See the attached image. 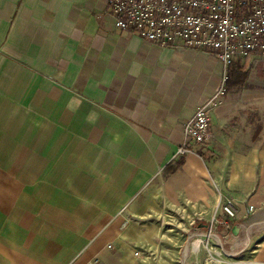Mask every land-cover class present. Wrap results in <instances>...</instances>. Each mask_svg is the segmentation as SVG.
<instances>
[{"label":"crops","instance_id":"1","mask_svg":"<svg viewBox=\"0 0 264 264\" xmlns=\"http://www.w3.org/2000/svg\"><path fill=\"white\" fill-rule=\"evenodd\" d=\"M223 75L121 30L107 0H0V264H201L226 199L212 235L264 264V87L227 92L179 153Z\"/></svg>","mask_w":264,"mask_h":264},{"label":"built area","instance_id":"2","mask_svg":"<svg viewBox=\"0 0 264 264\" xmlns=\"http://www.w3.org/2000/svg\"><path fill=\"white\" fill-rule=\"evenodd\" d=\"M118 28L137 34L161 47H180L210 51L224 66L222 85L200 106L185 126L184 147L210 140L211 113L227 93L229 71L236 61L264 63V0H107ZM228 216L217 217L218 224L229 226L237 217L232 199L221 202Z\"/></svg>","mask_w":264,"mask_h":264},{"label":"rangeland","instance_id":"3","mask_svg":"<svg viewBox=\"0 0 264 264\" xmlns=\"http://www.w3.org/2000/svg\"><path fill=\"white\" fill-rule=\"evenodd\" d=\"M237 65H240L244 71L249 72V78H248V85L249 88H242L238 87L235 90L239 92H249L250 88H255L256 85L258 87H264V63L260 61H244L241 64L234 63L233 67ZM251 68V71L249 70ZM257 71V72H256ZM252 72H256L252 74ZM253 82V83H252ZM255 86V87H254ZM247 90V91H246ZM252 94V93H249ZM241 101V100H240ZM242 104V103H240ZM218 218V215L213 216L209 222L211 224L212 220L214 218ZM202 220V218H201ZM192 221V218L189 220H186V227H185V236L187 240V237H189V234L192 235L193 228L190 223ZM221 225H216L214 227V231H211L210 226L206 228V230H200L196 233H201L204 235V237H197L196 239H202V243L200 244L201 250H202V259L201 264H242L243 258L246 256V254L250 251L249 248H241L242 245H239V243H245L246 239H244V235L240 233L239 238L235 234H232V232L227 233L230 234L229 237H225L222 235L221 242L219 243L215 236L212 235L215 233V230ZM226 232V230H225ZM226 234V235H227ZM195 239V240H196ZM254 241V240H253ZM156 261H153V264Z\"/></svg>","mask_w":264,"mask_h":264},{"label":"trees","instance_id":"4","mask_svg":"<svg viewBox=\"0 0 264 264\" xmlns=\"http://www.w3.org/2000/svg\"><path fill=\"white\" fill-rule=\"evenodd\" d=\"M249 72L244 71L240 65L232 66L229 71V77L227 81V92H230L238 87L249 88L248 85ZM200 155H204L198 152Z\"/></svg>","mask_w":264,"mask_h":264}]
</instances>
